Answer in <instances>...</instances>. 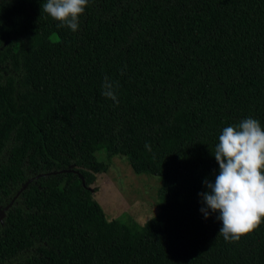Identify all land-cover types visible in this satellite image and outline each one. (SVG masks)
Masks as SVG:
<instances>
[{
	"label": "trees",
	"instance_id": "trees-1",
	"mask_svg": "<svg viewBox=\"0 0 264 264\" xmlns=\"http://www.w3.org/2000/svg\"><path fill=\"white\" fill-rule=\"evenodd\" d=\"M43 2L0 0V264H264L198 195L222 129L264 127V0H89L75 32ZM113 155L162 179L144 225L94 198Z\"/></svg>",
	"mask_w": 264,
	"mask_h": 264
},
{
	"label": "clouds",
	"instance_id": "clouds-1",
	"mask_svg": "<svg viewBox=\"0 0 264 264\" xmlns=\"http://www.w3.org/2000/svg\"><path fill=\"white\" fill-rule=\"evenodd\" d=\"M88 4L89 0H44L41 11L75 32ZM117 88L118 82L105 76L101 94L118 104ZM145 148L151 151L150 143ZM212 154L219 171L214 182L203 181L208 191L198 194L204 205L200 211L206 219L210 212L218 213V235L226 242L239 241L264 223V127L252 117L224 127Z\"/></svg>",
	"mask_w": 264,
	"mask_h": 264
},
{
	"label": "rangeland",
	"instance_id": "rangeland-1",
	"mask_svg": "<svg viewBox=\"0 0 264 264\" xmlns=\"http://www.w3.org/2000/svg\"><path fill=\"white\" fill-rule=\"evenodd\" d=\"M99 161L105 160V153H96ZM162 179L158 176L136 174L126 157L113 155L109 158L106 172L97 174L94 198L102 208L106 219L125 221L132 218L144 225L160 211L158 190Z\"/></svg>",
	"mask_w": 264,
	"mask_h": 264
},
{
	"label": "flooded vegetation",
	"instance_id": "flooded-vegetation-1",
	"mask_svg": "<svg viewBox=\"0 0 264 264\" xmlns=\"http://www.w3.org/2000/svg\"><path fill=\"white\" fill-rule=\"evenodd\" d=\"M4 216L3 210L0 208V218Z\"/></svg>",
	"mask_w": 264,
	"mask_h": 264
}]
</instances>
